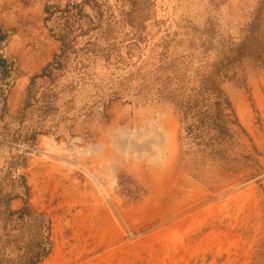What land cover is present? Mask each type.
Masks as SVG:
<instances>
[{
	"label": "rangeland",
	"instance_id": "obj_1",
	"mask_svg": "<svg viewBox=\"0 0 264 264\" xmlns=\"http://www.w3.org/2000/svg\"><path fill=\"white\" fill-rule=\"evenodd\" d=\"M0 27V264H264V0H0ZM153 120L161 162L114 147Z\"/></svg>",
	"mask_w": 264,
	"mask_h": 264
},
{
	"label": "bare ground",
	"instance_id": "obj_2",
	"mask_svg": "<svg viewBox=\"0 0 264 264\" xmlns=\"http://www.w3.org/2000/svg\"><path fill=\"white\" fill-rule=\"evenodd\" d=\"M166 135L167 134H165V131L162 133V128L158 121L153 120L143 131L137 130L121 132L120 135L118 134L119 138L114 141L113 145L122 155L134 153L132 156L142 158L146 154L149 155L150 161L158 164L163 158L162 155L167 140ZM47 144L50 146L48 150L50 152H48V154L54 151L62 150V146H58V144L53 139H48ZM104 145V143H99L93 148L88 147L82 149L77 147L76 149L79 153L82 152L84 154L89 153L90 150H93L96 154H100L99 156L101 157L103 153H105ZM93 175H95V178L97 177L95 173H93Z\"/></svg>",
	"mask_w": 264,
	"mask_h": 264
},
{
	"label": "trees",
	"instance_id": "obj_3",
	"mask_svg": "<svg viewBox=\"0 0 264 264\" xmlns=\"http://www.w3.org/2000/svg\"><path fill=\"white\" fill-rule=\"evenodd\" d=\"M8 37H9L8 32L5 31L2 27H0V73L3 77L8 76V74H10L11 69L13 67L10 60L2 52V46L7 41ZM57 63H59V62H54V64H57ZM54 64H50L48 67V70L49 69L51 70V68H53L55 66ZM215 105H216V107H217L216 109L218 111V116H217L218 119L224 121L226 119V117L229 116V113H224L225 108L223 106V102L221 100H219L215 103ZM225 122H226V120H225Z\"/></svg>",
	"mask_w": 264,
	"mask_h": 264
}]
</instances>
